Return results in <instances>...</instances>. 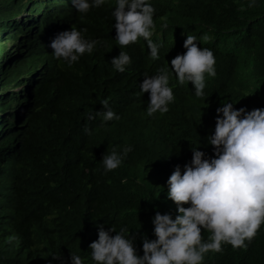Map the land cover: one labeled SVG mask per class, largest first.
Returning <instances> with one entry per match:
<instances>
[{
    "label": "trees",
    "instance_id": "16d2710c",
    "mask_svg": "<svg viewBox=\"0 0 264 264\" xmlns=\"http://www.w3.org/2000/svg\"><path fill=\"white\" fill-rule=\"evenodd\" d=\"M150 2L162 27L152 38L162 45L155 60L143 38L119 45L115 0L86 14L73 0H0V264H71L73 253L94 264L89 245L100 225L127 227L142 255L155 213L178 214L167 196L175 167L183 170L195 147L214 155L216 108H264V0ZM71 28L98 43L68 64L51 42ZM181 33L213 51L217 74L197 97L191 82L184 85L194 93L174 88L173 73L169 111L149 116L150 92L140 84L161 68L172 72L171 60L186 51ZM120 51L131 57L124 72L111 63ZM103 99L119 120L103 121ZM128 145L121 166L105 170L103 155ZM246 243H225L202 264H264V225Z\"/></svg>",
    "mask_w": 264,
    "mask_h": 264
},
{
    "label": "clouds",
    "instance_id": "9594fccd",
    "mask_svg": "<svg viewBox=\"0 0 264 264\" xmlns=\"http://www.w3.org/2000/svg\"><path fill=\"white\" fill-rule=\"evenodd\" d=\"M256 2L248 0V6L253 7ZM73 3L79 12L86 14L102 6L105 0H73ZM155 13L150 0H115L112 16L119 45L127 46L143 38L151 57L159 59L162 45L152 38L158 33L156 28L162 27L154 22ZM86 31L76 28L60 31L51 42L54 56L73 64L85 53L91 54L98 41L86 39ZM172 36L175 40L177 32ZM184 38L186 51L171 60L172 72L161 68L155 75H145L140 84L142 93L150 92L149 116L169 111L175 100L170 83L173 73L177 78L174 88L180 86L194 93L190 86L192 91L184 85L191 82L197 97H205L208 80L217 74L213 51L198 46L196 35L181 33V39ZM111 63L117 71L124 72L131 57L120 51ZM101 104L106 109L103 121L120 119L108 99ZM216 113L214 132L208 137L214 155L207 156L197 147L192 148L190 162L183 170L177 165L167 180V196L176 204L178 214L173 218L170 213H155L152 218L155 238L143 237L142 255L127 227L116 231L114 227L106 230L103 225L98 226V239L89 245L94 264H202L209 251L221 252L225 243L246 248V241L257 235L264 225V108L237 109L229 101L217 107ZM88 119H95V115L90 112ZM131 150L128 145L121 151L114 148L103 155L105 170L121 166ZM205 230L211 233L207 240L202 235ZM71 264L85 262L82 256L73 253Z\"/></svg>",
    "mask_w": 264,
    "mask_h": 264
},
{
    "label": "bare ground",
    "instance_id": "6f19581e",
    "mask_svg": "<svg viewBox=\"0 0 264 264\" xmlns=\"http://www.w3.org/2000/svg\"><path fill=\"white\" fill-rule=\"evenodd\" d=\"M230 48V47H229Z\"/></svg>",
    "mask_w": 264,
    "mask_h": 264
}]
</instances>
